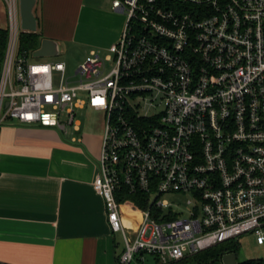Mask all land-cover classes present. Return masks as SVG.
Returning a JSON list of instances; mask_svg holds the SVG:
<instances>
[{
  "label": "built area",
  "instance_id": "obj_1",
  "mask_svg": "<svg viewBox=\"0 0 264 264\" xmlns=\"http://www.w3.org/2000/svg\"><path fill=\"white\" fill-rule=\"evenodd\" d=\"M3 3L0 128L62 138L76 111L102 115L92 188L122 237L117 264H171L242 236L264 250V0H112L120 38L71 78L18 51V0Z\"/></svg>",
  "mask_w": 264,
  "mask_h": 264
},
{
  "label": "crops",
  "instance_id": "obj_2",
  "mask_svg": "<svg viewBox=\"0 0 264 264\" xmlns=\"http://www.w3.org/2000/svg\"><path fill=\"white\" fill-rule=\"evenodd\" d=\"M111 3L35 0V33L58 53L101 54L125 23ZM99 141L85 133L68 142L41 127L0 128V264H117L118 243L92 188Z\"/></svg>",
  "mask_w": 264,
  "mask_h": 264
},
{
  "label": "rangeland",
  "instance_id": "obj_3",
  "mask_svg": "<svg viewBox=\"0 0 264 264\" xmlns=\"http://www.w3.org/2000/svg\"><path fill=\"white\" fill-rule=\"evenodd\" d=\"M0 23L1 27L7 28L8 22L6 18V7H4L3 0H0ZM18 31L21 32L20 25L18 27ZM107 51L101 52V57L107 56ZM85 53L82 50H75L69 47H63L57 56H52L48 58H34L32 55L30 57V61L32 62H40V63H48L52 62H64L67 66V76L69 78L75 73L78 68V64L84 59ZM80 97L85 98L84 94H79ZM78 96V97H79ZM77 112L75 122L79 123V128L75 129V127H68L67 133L64 136L65 141L68 142H76L81 139V137L86 133L91 136H101L102 134V126H101V114L97 112L89 111L87 108H82ZM61 120L65 122L66 115L63 113L60 116ZM60 136V135H59ZM168 198V196L166 197ZM188 197L183 196L179 197L176 201L177 207L179 209L185 210L186 201ZM184 215V214H183ZM115 240L118 243L119 251L122 248V237L120 234H115ZM238 246L233 245L236 248L235 257L237 260V264H251L253 261L257 259H261L264 256V250L262 247L254 244L253 239L250 237H240L238 239Z\"/></svg>",
  "mask_w": 264,
  "mask_h": 264
},
{
  "label": "trees",
  "instance_id": "obj_4",
  "mask_svg": "<svg viewBox=\"0 0 264 264\" xmlns=\"http://www.w3.org/2000/svg\"><path fill=\"white\" fill-rule=\"evenodd\" d=\"M18 37H19L18 51L22 53L32 52L36 50L41 42V38L35 32L27 33L21 31ZM7 41H8L7 29L1 27L0 28V67L5 57V49L7 46ZM122 196L123 198H121L119 201H123L128 204L130 203L135 207L139 206L138 203L135 202V198L137 197L136 195H131L125 190L123 191ZM225 252L235 253L236 248L233 245L224 242L216 247L208 249L205 252L193 254L190 257L177 260L176 262L171 264H212L214 262H219L220 261L219 259ZM251 264H258V263L253 261Z\"/></svg>",
  "mask_w": 264,
  "mask_h": 264
},
{
  "label": "water",
  "instance_id": "obj_5",
  "mask_svg": "<svg viewBox=\"0 0 264 264\" xmlns=\"http://www.w3.org/2000/svg\"><path fill=\"white\" fill-rule=\"evenodd\" d=\"M35 0H18L19 7V22L22 32H35L37 27V21L33 14ZM58 51L56 50V45L50 40H42L39 47L33 51L32 56L34 58H48L52 56H57ZM224 264H235L234 254L224 255L222 257Z\"/></svg>",
  "mask_w": 264,
  "mask_h": 264
}]
</instances>
